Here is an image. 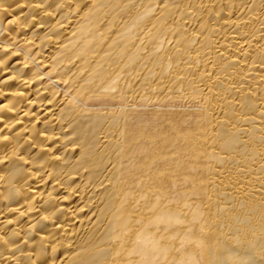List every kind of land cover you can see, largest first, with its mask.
<instances>
[{
    "label": "bare ground",
    "instance_id": "1",
    "mask_svg": "<svg viewBox=\"0 0 264 264\" xmlns=\"http://www.w3.org/2000/svg\"><path fill=\"white\" fill-rule=\"evenodd\" d=\"M147 105L197 111L195 201L127 176ZM0 264H264V0H0Z\"/></svg>",
    "mask_w": 264,
    "mask_h": 264
},
{
    "label": "rangeland",
    "instance_id": "2",
    "mask_svg": "<svg viewBox=\"0 0 264 264\" xmlns=\"http://www.w3.org/2000/svg\"><path fill=\"white\" fill-rule=\"evenodd\" d=\"M170 107L147 105L127 110L126 173L135 181L168 190L174 200L195 201L205 179L198 150L199 116L190 107Z\"/></svg>",
    "mask_w": 264,
    "mask_h": 264
}]
</instances>
